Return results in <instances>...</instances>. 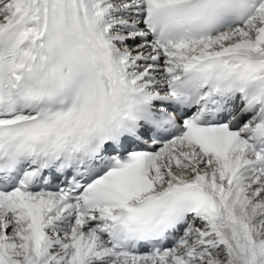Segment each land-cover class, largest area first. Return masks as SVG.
<instances>
[{"label":"snow or ice","instance_id":"obj_1","mask_svg":"<svg viewBox=\"0 0 264 264\" xmlns=\"http://www.w3.org/2000/svg\"><path fill=\"white\" fill-rule=\"evenodd\" d=\"M0 264H264V0H0Z\"/></svg>","mask_w":264,"mask_h":264}]
</instances>
